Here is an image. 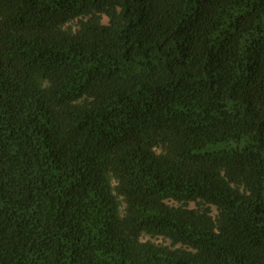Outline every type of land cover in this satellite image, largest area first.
Masks as SVG:
<instances>
[{
	"label": "trees",
	"instance_id": "1",
	"mask_svg": "<svg viewBox=\"0 0 264 264\" xmlns=\"http://www.w3.org/2000/svg\"><path fill=\"white\" fill-rule=\"evenodd\" d=\"M0 264H264V0H0Z\"/></svg>",
	"mask_w": 264,
	"mask_h": 264
},
{
	"label": "rangeland",
	"instance_id": "2",
	"mask_svg": "<svg viewBox=\"0 0 264 264\" xmlns=\"http://www.w3.org/2000/svg\"><path fill=\"white\" fill-rule=\"evenodd\" d=\"M190 206H194L193 203H189ZM213 209V207H211V210ZM157 241H162L160 238L157 239Z\"/></svg>",
	"mask_w": 264,
	"mask_h": 264
}]
</instances>
